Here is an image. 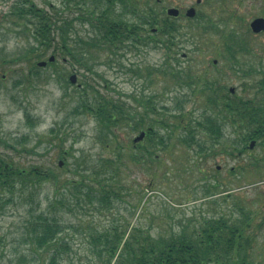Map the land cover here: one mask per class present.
<instances>
[{"label": "rangeland", "instance_id": "obj_1", "mask_svg": "<svg viewBox=\"0 0 264 264\" xmlns=\"http://www.w3.org/2000/svg\"><path fill=\"white\" fill-rule=\"evenodd\" d=\"M15 1L0 0V158L16 167L54 169L66 181L84 176L94 183L102 181L101 161L116 157L119 161L113 173L118 195L112 208L83 206L76 201L79 193L70 196L72 188L69 192L56 189L51 179L26 184L13 196L0 194V264L47 263L53 250L34 245L30 226L34 214L47 211L56 195L67 198L55 247L59 264H95L101 249L91 239L113 225L127 226L124 237L139 229L157 238L221 218L248 221L243 230L250 241L247 264H264V184L255 183L264 178V162L253 164L263 155V144L253 148L247 144L244 153L237 155L230 150L233 144L240 146L233 141L236 128L225 121L220 144L209 145L206 135L196 131L191 147L182 138L189 118L208 109L203 83L216 86L219 81L224 92L232 88V94L242 96L248 93L243 83L252 94L264 79V32L250 30L254 18H264V0H126L125 6L133 7L136 14H125L122 7L113 13L110 6V18L122 23L120 43L112 46L104 44L103 30L98 28V14L93 13L95 8L100 10L96 0L87 5L33 0L38 7L49 12L54 7L59 16L70 19L69 46L78 56L83 54L81 63L87 62L89 69L62 61L59 55L49 62L51 53L42 60L32 56L26 26L8 14ZM190 7L199 19L198 14L193 19L184 16ZM166 8L180 12L171 21L175 33L169 37L175 43L167 48L160 44L162 34L156 27ZM145 11H149L148 25L141 20ZM205 19L217 22L218 30L199 36L197 27ZM231 30L235 47L246 48L237 53L241 58L236 65L225 50ZM42 61L45 65L38 66ZM169 69L174 71L171 75ZM72 74L76 83L67 84ZM95 91L122 103L130 114L145 117L147 112L163 121L168 127L159 123L154 127L156 138L162 137L167 144L156 146L150 159L144 140L133 144L140 130L122 126L110 140V132L94 116L83 110L74 112L82 100H98ZM146 101L153 110L144 107ZM135 120L134 115L130 122ZM198 142L208 146L201 149ZM87 189L102 190L96 185L81 187L82 192ZM214 193L215 198H205Z\"/></svg>", "mask_w": 264, "mask_h": 264}, {"label": "trees", "instance_id": "obj_2", "mask_svg": "<svg viewBox=\"0 0 264 264\" xmlns=\"http://www.w3.org/2000/svg\"><path fill=\"white\" fill-rule=\"evenodd\" d=\"M69 1L77 5H87L90 0ZM96 1L95 6H99L100 10L97 11V8H95L96 10L94 9L93 13L98 14L96 15L98 16V28L103 30L102 39L104 44H111L110 46H112L120 43L122 33L119 29L122 23L113 17L110 18V6H113V13L118 7H122L125 14L135 15V9L131 6L130 8L125 6L126 0ZM92 2L94 1L92 0ZM50 9L49 12L45 8L38 7L33 0H18L12 4L8 14L11 17L16 16L17 23H23L26 26L25 37L31 41L28 52L38 60L44 59L48 53H51L55 60L59 55L62 56V59H68V61H74L76 64L80 63V65H87V62L81 63L84 58L83 54L82 57L78 56L74 49L69 46V40L71 39L70 19L59 16L54 7H50ZM148 15L149 11L143 13L142 24L148 25L150 18ZM196 18L199 19V14ZM161 27V41L166 44L170 42L167 37L174 36L175 29L173 30L171 22H164ZM197 28L199 29L197 35L202 36L207 31L218 30V23H209V20L205 19ZM164 34H166V37L163 36ZM235 37L231 30L229 37L225 39V50L230 58L229 60L234 65L239 64L241 58L237 56V53H241L246 49L242 45L235 47ZM86 65L85 67L89 69L90 67ZM167 72L171 75L174 71L169 69ZM177 73L180 75V72ZM191 80L193 81V79ZM259 83V85L256 84V91L252 94H250V90L245 89L246 85L243 83L242 86L245 87L243 91L248 93H244L242 96L232 94L228 90L224 92L225 86H221L219 81L216 86H214V82L212 84L203 83L201 91L205 96V102L209 106L196 118H189V126L184 127L186 133L182 135L184 143L189 144V147L195 143V131L206 135V137L219 138L223 121L236 128L234 133H237L236 137L238 138H264V92L262 91L264 79ZM97 94L99 96L98 100L94 98L92 101L82 100L81 104L74 108V112L78 113L83 110L94 116L99 125L110 132V140L117 137L114 131L120 128L122 130L123 127H131L133 132L145 130V147L143 149L150 159L156 146L167 144L162 140V137L156 138L157 132L154 127V123L168 127L163 121H158L147 112H145V117L135 113L130 114L125 111L122 103L117 104L113 99L104 98L99 92ZM143 105L147 109L151 108L147 101ZM134 115L136 120L130 122ZM179 116L182 117V115ZM178 126L173 125L174 128ZM197 146L201 149L207 147L204 143H199ZM117 161H119V158L116 157L101 161L102 181L94 180L93 183L91 180L85 179L84 176H81L78 180L66 181L57 176L54 169L46 171L39 170L40 168L36 166L16 167L13 163L0 158V194L13 196L18 188H23L26 184L36 185L45 179H51L56 189L63 190L64 188L69 192V189L72 188L74 194L71 193L70 196L79 193L81 196L77 197L76 201L82 203L83 206H85L83 204L85 203L112 208L118 195L116 191L118 182L115 181L113 173V166ZM94 185L102 190L92 191L93 189H87L84 192L81 191L82 186L92 187ZM103 188L110 189L108 191ZM9 200H11V197ZM66 201L67 198L58 199L56 195L50 201L47 211L34 214L36 215L34 217L35 221L30 226L34 245L38 249L47 247L53 250L45 264H59L58 252L55 247L59 243L57 236L62 232V211L67 209L66 206H63ZM57 205L62 207L56 211ZM245 222L248 221L239 223L225 218L203 220L195 223L191 231L185 226L186 228L180 233L157 238H153L149 232L144 234L139 229H133L124 237L127 226L113 225L110 227V231L105 230L91 239V242L98 243L101 249L95 264H247V246L250 241L243 231L246 225Z\"/></svg>", "mask_w": 264, "mask_h": 264}, {"label": "flooded vegetation", "instance_id": "obj_3", "mask_svg": "<svg viewBox=\"0 0 264 264\" xmlns=\"http://www.w3.org/2000/svg\"><path fill=\"white\" fill-rule=\"evenodd\" d=\"M199 1L200 0H198L197 1V3H199ZM190 8H192V7H190ZM169 8H166V12H165V16L163 17V18H161V19H158V22H157V25H156V27H157V29H162V27H161V24L162 23H164V22H166V23H168V22H171L172 20H177L178 19V17L180 16V12H179V10H178V12H177V15L176 16H173V15H168L167 14V10H168ZM189 9V8H188ZM188 9H186L185 10V13H184V16L185 17H187L188 19H193L194 18V16L191 18V17H189V16H187V10ZM196 14H197V12H196ZM152 30H154V29H152ZM173 39V38H172ZM173 43H175V42H171V43H166L165 44V46H167V47H169V46H171ZM160 44H164L162 41L160 42ZM164 46V45H163ZM220 134L222 135V134H224L223 133V131L222 132H220ZM225 138V137H224ZM222 139H223V135H222V137L220 136L219 138H215V137H207V139H205L206 140V142L209 144V143H211V145L212 146H214L215 144H220V142L222 141ZM235 143H237L238 145H240L239 147H234L236 144H233L232 146H231V151H234L235 153L237 152V155H241V154H243L244 152V148L246 147V145L248 144V148H253L254 146H255V144L257 143H261V144H263V147H264V138H259V139H248V140H246V139H243V138H236V139H234L233 140ZM205 142V143H206ZM210 145V144H209ZM244 146V147H243ZM211 147V146H210ZM234 147V148H233ZM263 152H264V150H263ZM232 153V152H231ZM234 153V154H235ZM236 155V154H235ZM264 162V153H263V155L260 157V158H258V159H254V163L253 164H260V163H263ZM219 167H217L216 169H218ZM230 170H231V172L232 171H234V167H231L230 168ZM255 183L257 184H255L256 186H258V185H260V184H264V178L263 179H261V180H257V181H255ZM215 196H217V193H214V194H209V195H207L205 198L207 199V198H210V197H213V198H215Z\"/></svg>", "mask_w": 264, "mask_h": 264}, {"label": "water", "instance_id": "obj_4", "mask_svg": "<svg viewBox=\"0 0 264 264\" xmlns=\"http://www.w3.org/2000/svg\"><path fill=\"white\" fill-rule=\"evenodd\" d=\"M168 13H169L170 15L176 16V15H177V10H175V9H169V10H168ZM186 14H187V16H189V17H193L194 14H195V11H194L193 8H191V9H189V10L187 11ZM250 29H251V31L254 32V33H258V32H260V31H263V30H264V18H260V17H259V18H255V19H253L252 22L250 23ZM52 60H53V57H50V58H49V61H52ZM44 65H45V62H39V63H38V66H44ZM75 80H76V76H75V75H71V76H70V81H71L72 83H74ZM231 91H233V89H231ZM143 136H144V133L142 132L138 137H136V138L134 139V141L137 142V141L141 140V139L143 138ZM59 165H61V163H59Z\"/></svg>", "mask_w": 264, "mask_h": 264}]
</instances>
